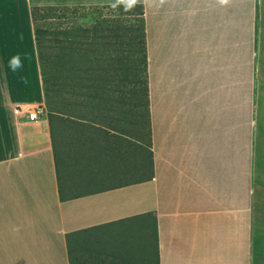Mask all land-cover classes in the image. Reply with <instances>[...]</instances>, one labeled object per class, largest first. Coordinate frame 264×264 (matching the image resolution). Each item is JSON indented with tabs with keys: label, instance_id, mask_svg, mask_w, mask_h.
I'll return each instance as SVG.
<instances>
[{
	"label": "crops",
	"instance_id": "crops-1",
	"mask_svg": "<svg viewBox=\"0 0 264 264\" xmlns=\"http://www.w3.org/2000/svg\"><path fill=\"white\" fill-rule=\"evenodd\" d=\"M144 3L153 177L120 148L99 172L114 184L62 200L48 109L29 116L46 106L34 0H0V264H71L67 232L146 214L160 264H264V0Z\"/></svg>",
	"mask_w": 264,
	"mask_h": 264
},
{
	"label": "trees",
	"instance_id": "trees-1",
	"mask_svg": "<svg viewBox=\"0 0 264 264\" xmlns=\"http://www.w3.org/2000/svg\"><path fill=\"white\" fill-rule=\"evenodd\" d=\"M112 5L105 4L110 11L102 12L92 26L54 30L39 25L38 20L57 15L60 5L33 7L62 200L93 192L94 184L100 183L98 174L103 162L112 160L101 156L107 139L99 133L116 136L110 129L118 131L119 115L136 126L125 137L123 157L126 152L134 153V160L126 159L129 166L141 173V180L153 177L145 3L139 0L129 11L123 5ZM110 146L113 151V142ZM146 215L139 222L140 237L134 242L121 240L122 251L102 244L111 233V225L67 232L71 264H160L157 219L153 224ZM104 250L122 260L111 262L102 255Z\"/></svg>",
	"mask_w": 264,
	"mask_h": 264
},
{
	"label": "rangeland",
	"instance_id": "rangeland-1",
	"mask_svg": "<svg viewBox=\"0 0 264 264\" xmlns=\"http://www.w3.org/2000/svg\"><path fill=\"white\" fill-rule=\"evenodd\" d=\"M41 0H34L35 6L39 4L40 6ZM51 2V1H48ZM114 4L115 0H57V3H41L46 5H60V9L57 11V15H50L47 17H43L38 20V24H45L50 29H59L63 27H69V26H92L98 18H100L102 12H108L110 11V8H105V4ZM66 5V6H64ZM146 4H145V18H146V24L148 29V23H147V11H146ZM105 13V14H106ZM151 18V16H150ZM147 40H148V32H147ZM149 65V64H148ZM150 83V80H149ZM119 120L117 121L118 124V130L119 134H116L114 137H110L111 135L106 132L102 131L99 134H101L102 139H107L102 148L101 156L103 159L107 160L110 158V155L118 156L120 155V148H125L127 145V140H125V135H128L130 133L131 129H135V123L133 121H129L125 119L123 116L119 115ZM134 136V135H133ZM109 139V140H108ZM113 142V151H111L109 148L111 147L110 144ZM123 157V156H122ZM135 154L126 152L125 158L134 160ZM123 161L124 157L122 158ZM105 163L102 165L101 169L105 170ZM73 177L77 178L78 175L73 170ZM104 175L99 174L98 179L100 183L94 184V188H99L106 186L108 184H114V181H103ZM92 187V188H93ZM138 222H131L128 224H122V225H115L112 226L110 229L109 235L105 236V239L103 240L104 243L103 246H108L110 248H115V250L122 251L120 248V241H136V238L140 237V226H138ZM114 231V233L112 232ZM117 231V232H116ZM119 245V246H118ZM103 256H105L108 260L111 262H120L122 259L120 257L116 256L113 252H109L107 250H104L101 252Z\"/></svg>",
	"mask_w": 264,
	"mask_h": 264
},
{
	"label": "clouds",
	"instance_id": "clouds-1",
	"mask_svg": "<svg viewBox=\"0 0 264 264\" xmlns=\"http://www.w3.org/2000/svg\"><path fill=\"white\" fill-rule=\"evenodd\" d=\"M162 3L163 0H160ZM220 4L226 5L228 4L229 0H219ZM139 3V0H115V4H113V7H116L118 5H123L125 11H129L133 9L137 4ZM21 60L19 56H14L10 61V67L13 71H16L18 68H20Z\"/></svg>",
	"mask_w": 264,
	"mask_h": 264
},
{
	"label": "built area",
	"instance_id": "built-area-1",
	"mask_svg": "<svg viewBox=\"0 0 264 264\" xmlns=\"http://www.w3.org/2000/svg\"><path fill=\"white\" fill-rule=\"evenodd\" d=\"M47 113L46 106L38 105L32 108H29V116L31 119H37L41 114Z\"/></svg>",
	"mask_w": 264,
	"mask_h": 264
}]
</instances>
